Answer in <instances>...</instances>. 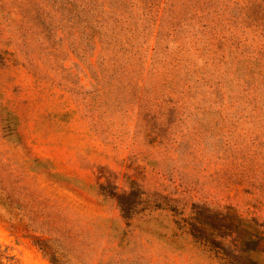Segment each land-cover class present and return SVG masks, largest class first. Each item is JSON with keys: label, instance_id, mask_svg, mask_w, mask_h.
Returning a JSON list of instances; mask_svg holds the SVG:
<instances>
[{"label": "rangeland", "instance_id": "obj_1", "mask_svg": "<svg viewBox=\"0 0 264 264\" xmlns=\"http://www.w3.org/2000/svg\"><path fill=\"white\" fill-rule=\"evenodd\" d=\"M215 5L228 6L222 16L230 22L218 20L234 34L241 56L264 47V0ZM200 6L206 10V0L175 1V46L191 66L177 74L172 113L146 118L151 134L134 127L125 107L111 111L102 99L95 114L109 108L113 125L92 124L81 101L94 88L96 73L87 68L95 63L92 54L79 60L54 31L46 38L48 52L37 51L33 60L32 39L0 32V164L62 211L73 236L65 242L67 264H220L206 245V227L195 219L205 220L207 206L232 207L264 238V48L262 68L253 64L248 71L252 59L241 57L225 79L224 103L234 107L223 117L206 114V76L191 72L206 56V50L200 60L194 54L195 40L206 48ZM183 81L194 87L188 97ZM115 188L131 204L130 221L120 217ZM0 258V264H49L3 204ZM257 259L264 264V241Z\"/></svg>", "mask_w": 264, "mask_h": 264}, {"label": "trees", "instance_id": "obj_2", "mask_svg": "<svg viewBox=\"0 0 264 264\" xmlns=\"http://www.w3.org/2000/svg\"><path fill=\"white\" fill-rule=\"evenodd\" d=\"M175 1L0 0V32L8 31L20 39H32L36 50L31 56L33 60L39 56L37 51L48 52L46 38L52 37L54 31L66 38L68 49L79 60H85L86 53L92 54L95 63H87V68L96 73L94 88L81 94L92 124L95 127L110 124L109 108L98 116L95 114L96 105L102 99L111 111L125 107L123 115L133 118L134 127L151 134L146 118L172 113L177 74L191 66L187 57L181 54L183 51L175 46ZM200 1L189 0L192 6ZM216 1L206 0V10H200V6L196 11L198 20L206 16L207 22L206 48L201 47L198 40L193 42L195 59H201L200 51L206 50V56L201 59L203 67L191 72L206 76V114L223 117L228 108L234 107L224 103L225 79H231L241 57H251L252 61L247 58L248 71L253 64L262 68L263 57L258 52L264 47L260 45L252 56H241L231 42L234 34L227 27H221L222 22L218 20L228 6H216ZM233 4L236 7V2ZM222 20L230 22L225 18ZM263 75L261 71L259 76ZM181 84L182 96L188 97L194 87L184 81ZM256 99L257 94L254 99L257 105ZM133 107L138 111L130 116ZM95 120L103 122L97 124ZM145 120L146 124L141 126ZM115 192L113 198L120 217L130 221L132 208H129L131 204L125 206V192L119 188H115ZM0 204L24 224L34 247L49 264H67L62 259L65 242L73 236L66 227L62 211L51 206L45 196L22 184L17 171L8 164H0ZM195 219L206 227V245L213 250L220 264H262L257 256L262 252L264 238L257 231L250 232V224L254 221L242 220L229 206L221 210L207 206L205 220ZM98 264H112V261Z\"/></svg>", "mask_w": 264, "mask_h": 264}]
</instances>
